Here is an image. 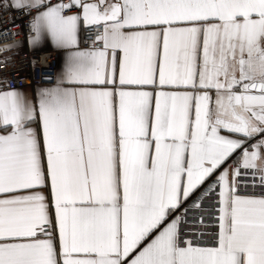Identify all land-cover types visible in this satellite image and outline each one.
<instances>
[{
    "label": "snow or ice",
    "instance_id": "snow-or-ice-1",
    "mask_svg": "<svg viewBox=\"0 0 264 264\" xmlns=\"http://www.w3.org/2000/svg\"><path fill=\"white\" fill-rule=\"evenodd\" d=\"M0 25L13 73L65 53L0 74V264H264V0H0Z\"/></svg>",
    "mask_w": 264,
    "mask_h": 264
},
{
    "label": "built area",
    "instance_id": "built-area-1",
    "mask_svg": "<svg viewBox=\"0 0 264 264\" xmlns=\"http://www.w3.org/2000/svg\"><path fill=\"white\" fill-rule=\"evenodd\" d=\"M0 27H2V25H0ZM16 39L21 40L23 37L18 36ZM82 46H84L83 36ZM58 58L59 53L57 50L36 51L33 48L29 49L28 47H24L20 55L16 57L15 72H12L8 64H0V74H2L4 70H7L9 75L14 74L16 77V80L13 81L14 87L17 83L22 87L46 84L49 83V81L43 78L53 77L57 73ZM33 61H35L34 65L32 63ZM211 230L214 229H210V231Z\"/></svg>",
    "mask_w": 264,
    "mask_h": 264
},
{
    "label": "crops",
    "instance_id": "crops-1",
    "mask_svg": "<svg viewBox=\"0 0 264 264\" xmlns=\"http://www.w3.org/2000/svg\"><path fill=\"white\" fill-rule=\"evenodd\" d=\"M34 50L36 51H49V50H57L58 53H59V58H58V66H57V71L60 70L63 66V63H64V56H65V53L63 50L61 49H57L51 42L50 40L43 44V45H38L36 46L35 48H33ZM26 87H29V86H26Z\"/></svg>",
    "mask_w": 264,
    "mask_h": 264
}]
</instances>
